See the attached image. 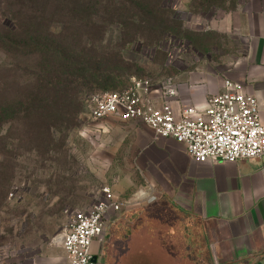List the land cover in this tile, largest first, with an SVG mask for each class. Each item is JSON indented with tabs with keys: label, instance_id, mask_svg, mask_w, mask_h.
I'll use <instances>...</instances> for the list:
<instances>
[{
	"label": "rangeland",
	"instance_id": "obj_1",
	"mask_svg": "<svg viewBox=\"0 0 264 264\" xmlns=\"http://www.w3.org/2000/svg\"><path fill=\"white\" fill-rule=\"evenodd\" d=\"M162 6L168 10V31L161 36L157 20L144 25H106L100 19L80 23L72 18L68 29L52 32L55 44L66 46L73 61L101 74L93 86L77 83L65 111L59 107L57 87L36 91L40 80L35 72L45 60L43 52H28L15 60L0 49V84H8V101L16 104L9 113L11 157L0 158V264H52L60 259L62 253L52 239L65 225L68 213L95 202L103 187L115 188L116 155L105 152L107 133L101 147H92L78 134L88 97L121 90L132 78L153 82L171 79L175 65L184 59L197 60V53H201L195 22L219 17L231 3L163 0ZM2 25L13 39L16 32L11 21L3 18ZM205 36L208 48L204 50L210 53L221 40L210 32ZM19 102L29 105L19 108ZM115 240L112 236L109 241V263L120 248ZM161 248L160 241L153 238L140 241L132 256L131 250L116 264H163Z\"/></svg>",
	"mask_w": 264,
	"mask_h": 264
},
{
	"label": "crops",
	"instance_id": "obj_2",
	"mask_svg": "<svg viewBox=\"0 0 264 264\" xmlns=\"http://www.w3.org/2000/svg\"><path fill=\"white\" fill-rule=\"evenodd\" d=\"M228 1L231 6L219 17L195 22L201 53L173 67L177 97L155 98L156 106L167 101L177 118L187 106L203 111L224 80L238 82L254 96L264 118V0ZM208 32L221 42L205 53ZM235 50L237 55L225 53ZM99 126L83 128L94 134V144L81 138L101 147L107 133L105 152L116 155L111 190L121 212H110L109 220L114 236L127 246L125 255L153 238L161 243L163 264H264V156L199 164L184 146L154 138L138 122L109 118ZM143 203L150 204L138 208ZM60 251L54 262L64 259Z\"/></svg>",
	"mask_w": 264,
	"mask_h": 264
},
{
	"label": "built area",
	"instance_id": "obj_3",
	"mask_svg": "<svg viewBox=\"0 0 264 264\" xmlns=\"http://www.w3.org/2000/svg\"><path fill=\"white\" fill-rule=\"evenodd\" d=\"M156 97L163 100L177 97L172 80L153 82L132 78L119 91L89 96L79 136L94 144V134L86 130H99V124L110 118L138 122L154 138L174 140L199 164L235 163L264 156V118L260 117L255 97L246 93L238 82L224 80L222 91L207 101L203 111L187 106L178 118L167 101L156 106ZM120 208L114 192L105 186L87 209L70 211L65 225L52 239L62 250L64 259L52 264H95L92 243L110 212L117 213Z\"/></svg>",
	"mask_w": 264,
	"mask_h": 264
},
{
	"label": "trees",
	"instance_id": "obj_4",
	"mask_svg": "<svg viewBox=\"0 0 264 264\" xmlns=\"http://www.w3.org/2000/svg\"><path fill=\"white\" fill-rule=\"evenodd\" d=\"M162 1L0 0V49L15 60L25 56L28 52H43L45 60L35 72L40 80L36 91L43 87L44 91L57 87L55 92L61 97L59 107L61 111H65L72 99L73 91L78 88L77 83L82 82L86 86L87 84L93 86L99 82L101 74L95 68L84 67L73 61L66 46L55 44L54 39L51 38L52 32L68 29L72 18L78 19L80 23L93 22V18L100 19L105 21L106 25L112 23L144 25L148 20H157L156 26L161 36L168 31L165 25V15L168 10L163 8ZM3 18L11 21V28L16 32L13 39L9 37L10 32L2 25ZM169 38L174 39L175 37ZM15 69L18 70L16 66ZM83 72H87L88 75L81 76ZM9 94L8 84L1 83L0 158L7 155L11 157L8 147L13 135L10 133L9 113L14 112L16 104L8 101ZM27 105L29 104L26 102L18 103L19 108L27 107ZM3 187H6L5 184Z\"/></svg>",
	"mask_w": 264,
	"mask_h": 264
},
{
	"label": "flooded vegetation",
	"instance_id": "obj_5",
	"mask_svg": "<svg viewBox=\"0 0 264 264\" xmlns=\"http://www.w3.org/2000/svg\"><path fill=\"white\" fill-rule=\"evenodd\" d=\"M150 203H144V205L141 206L142 207H146L147 205H149ZM140 206H138L139 208ZM121 212V208L117 213ZM114 236V232H112L111 230V220H106L103 224V227L101 229L100 234L98 235L97 239L92 243V251L94 252V256H93V261L95 264H116L117 262H119V258L120 257V253H119V249H117V254L115 257L112 258L111 263H109L108 258L111 257V255L109 253H107V249L109 247V241L111 239V237ZM117 238V237H116ZM117 243L120 244V240L117 238V240H115ZM122 245L120 244V247ZM109 254V256L107 254Z\"/></svg>",
	"mask_w": 264,
	"mask_h": 264
},
{
	"label": "water",
	"instance_id": "obj_6",
	"mask_svg": "<svg viewBox=\"0 0 264 264\" xmlns=\"http://www.w3.org/2000/svg\"><path fill=\"white\" fill-rule=\"evenodd\" d=\"M123 245L119 248V253H120V258L121 259H122V256H125V253L127 252V246L126 245L123 246Z\"/></svg>",
	"mask_w": 264,
	"mask_h": 264
}]
</instances>
